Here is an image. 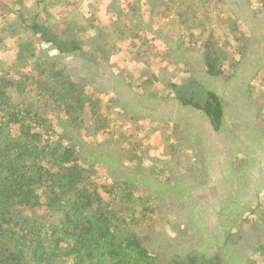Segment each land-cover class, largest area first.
<instances>
[{"label": "rangeland", "instance_id": "1", "mask_svg": "<svg viewBox=\"0 0 264 264\" xmlns=\"http://www.w3.org/2000/svg\"><path fill=\"white\" fill-rule=\"evenodd\" d=\"M32 1L0 0V77L22 83L18 93L29 98L51 83L72 110L66 137L82 162L103 179L159 194L141 232L146 246L166 257L264 264V13L248 7L258 0ZM32 21L62 39L78 33L83 50L40 42ZM91 25L95 42L84 33ZM215 57L227 78L205 72ZM50 63L54 78L45 74ZM194 76L223 103L218 130L203 111L180 110L175 89ZM72 83L83 92L80 106L69 97ZM181 92L200 100L199 88ZM163 96L172 98L160 103ZM133 137L137 151L136 138L125 145Z\"/></svg>", "mask_w": 264, "mask_h": 264}, {"label": "trees", "instance_id": "2", "mask_svg": "<svg viewBox=\"0 0 264 264\" xmlns=\"http://www.w3.org/2000/svg\"><path fill=\"white\" fill-rule=\"evenodd\" d=\"M257 2L256 7L248 4L253 15L264 13V0ZM15 12L25 20L23 13ZM28 27L40 28L44 34L40 42L50 43L61 53L84 48L78 33L62 39L37 21ZM37 45L42 49L41 43ZM217 58L207 60L205 72L214 79H225L213 63ZM49 67L45 74L54 78V63ZM21 85L0 77V264H222L218 254L173 258L149 249L141 232L148 214L158 209L159 194L140 190L127 180L111 181L97 175L92 165L82 162L80 146L66 137L67 128L75 124L69 121L72 110L66 109L52 84L41 82L32 98L26 92L18 93ZM71 87L69 97L82 105L83 92L73 83ZM9 88L17 91L15 96ZM179 88H174L175 98L183 106L203 111L218 130L223 120L218 94L206 89L196 76ZM196 88L200 100L183 97L181 91L192 93ZM50 103L56 106L53 117L57 123L51 118ZM135 138L133 150L137 151V137L125 140V145ZM139 156L150 157L146 151ZM40 206L47 212L39 211Z\"/></svg>", "mask_w": 264, "mask_h": 264}, {"label": "crops", "instance_id": "3", "mask_svg": "<svg viewBox=\"0 0 264 264\" xmlns=\"http://www.w3.org/2000/svg\"><path fill=\"white\" fill-rule=\"evenodd\" d=\"M89 2H92V1H90L89 0ZM31 4H36L37 5V8L38 7H41L40 6V3H38V0H33L32 2H31ZM108 7V6H107ZM32 10V9H31ZM100 10H104L103 8L102 9H100ZM40 11V10H39ZM105 11V10H104ZM31 15L33 16V13H31ZM34 15H37L36 13H34ZM85 15H88V14H86L85 13ZM28 24H33L34 23V21H32V23H29V22H27ZM85 36L87 35V36H91V40H92V42H95L96 40H97V36H98V34H97V32H96V30L94 29V27L91 25V28H88V29H86L85 28ZM56 51H58V50H56ZM58 55H59V53H58ZM59 56H62V54H60ZM63 58V57H62ZM214 80V79H213ZM171 98H167V96H163V97H159L158 98V100L160 101V103H166L168 100H170ZM180 105H181V109L180 110H182V108H184L185 106H183V104H182V102L180 101ZM166 105H163V107H165ZM139 109H141V108H139ZM142 110V109H141ZM264 113V112H263ZM224 109H223V120H224Z\"/></svg>", "mask_w": 264, "mask_h": 264}]
</instances>
